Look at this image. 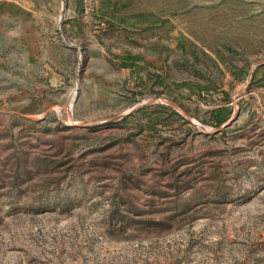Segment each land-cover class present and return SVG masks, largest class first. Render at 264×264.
Segmentation results:
<instances>
[{"label":"rangeland","instance_id":"rangeland-1","mask_svg":"<svg viewBox=\"0 0 264 264\" xmlns=\"http://www.w3.org/2000/svg\"><path fill=\"white\" fill-rule=\"evenodd\" d=\"M82 9L0 27V264H264V0Z\"/></svg>","mask_w":264,"mask_h":264},{"label":"crops","instance_id":"crops-1","mask_svg":"<svg viewBox=\"0 0 264 264\" xmlns=\"http://www.w3.org/2000/svg\"><path fill=\"white\" fill-rule=\"evenodd\" d=\"M63 15L73 25L80 18L89 26L82 0H0V27L9 35L19 34L21 27H56Z\"/></svg>","mask_w":264,"mask_h":264}]
</instances>
